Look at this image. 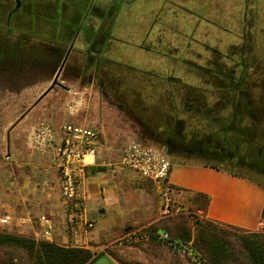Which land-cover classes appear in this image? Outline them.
Segmentation results:
<instances>
[{"label": "crops", "instance_id": "0c3cea01", "mask_svg": "<svg viewBox=\"0 0 264 264\" xmlns=\"http://www.w3.org/2000/svg\"><path fill=\"white\" fill-rule=\"evenodd\" d=\"M180 1L183 4L191 0ZM142 3L147 8L141 11L147 21L145 26H138L143 24L141 21L138 25H129L133 36L142 31L137 43L116 38L113 33L108 35L99 49L91 47L85 53L92 65H85L64 78L61 76L67 88L60 86L61 89L51 90L11 128L7 152L0 157V219L8 216L10 221L0 225V230L45 239L44 231L50 226L49 241L91 250L93 256L88 264H123L107 250L109 247L132 233L149 231L151 226L156 227L159 234L167 232L161 222L163 213L157 200V185L121 164L120 156L123 146L134 139L159 147L156 138L168 136L170 133L166 131L174 129L166 126L165 118H158L159 113L165 115L167 110L157 106L180 105L183 97H157L160 94L140 76V70L119 66L106 56L114 53L125 59L131 56L143 62L148 60L172 74L182 55L176 54L173 48L166 51V42H172L173 46L174 38L172 34L167 38L163 27L166 22L186 18L185 10L192 14L181 4L169 0H142ZM120 11L117 4L110 7L112 17L106 24L112 32ZM185 21L191 24V20ZM160 75L164 77L165 73ZM74 90H78L77 96L83 97V104L76 113L70 111L67 100L59 101L62 96L72 99ZM43 120L55 127L74 122L92 124L99 130L98 152L86 157L88 166L84 178L89 217L95 226L84 237L76 236L69 229L59 174L52 161L54 151L32 150L28 146L29 130ZM162 149L172 162L169 182L176 188L174 205L192 203L198 213L194 199L198 193H204L209 196V203L199 213L202 219L243 233L264 230L262 180L235 175L222 169L221 164L199 160L192 150L168 149L166 145ZM217 165L221 168L215 167ZM176 240L185 243L180 238Z\"/></svg>", "mask_w": 264, "mask_h": 264}, {"label": "rangeland", "instance_id": "374dc122", "mask_svg": "<svg viewBox=\"0 0 264 264\" xmlns=\"http://www.w3.org/2000/svg\"><path fill=\"white\" fill-rule=\"evenodd\" d=\"M36 1L34 5L30 0H23L22 8L9 16L16 7L15 1L0 0V157L7 152L8 131L49 87L63 57L60 50L65 52L68 48L64 38L59 39L57 31L51 33L44 24V17L49 15L45 14L47 6H50V2L57 1ZM87 1L60 0V3L55 4L53 16L60 15L64 3L76 6L79 11H86ZM91 1L95 6L104 2ZM134 1L136 2L127 4L128 0H107L108 3L117 4L121 10L115 18L113 32L109 24L101 27L104 13L98 11L100 14L95 13L92 16L93 20L99 23L98 33L91 40L83 42L86 46L79 40L76 48L86 50L84 47L90 45L99 49L101 43L111 33L129 43H137L142 31L138 29L140 31L133 36L129 25L141 21L143 24L137 25L145 26L147 21L142 18L141 11L147 8L142 0ZM169 2L181 4L180 0ZM181 6L192 15L185 10L187 15L186 18L182 16L184 20L179 18L174 20V23L166 22L163 27L167 38L171 34L174 38L173 46L172 42H166V51L173 48L176 54L180 52L182 55L174 73L169 74L167 69L164 71L160 64L148 60L143 62L140 58L131 56L125 59L118 57L117 54L108 53L106 59L119 66H131L140 70V76L145 77V80L155 87L154 91L160 94L157 97H183V103L180 105L157 106L167 110L165 115L159 113L158 118H165L166 126L174 130L166 131L170 133L168 136L156 138L159 147L151 142L156 148L162 149L163 145H166L169 149L168 139L180 140L193 145L192 147L198 145V142L208 144L210 139L228 146L239 145L241 154L245 155L247 166L251 167L245 169V173L264 182V0H205L204 3L201 0H191ZM36 10L44 14L35 18ZM105 13L109 14V11L106 10ZM55 19L50 17L49 22L52 24ZM66 19L67 24L74 27L75 23L69 22L68 15ZM185 20H191V24ZM71 65L69 60L62 74L63 78L68 74ZM161 73H165L164 77H161ZM62 77L60 81L64 84ZM233 82L241 84L246 82L250 90V99L247 100L246 96L241 99L242 109L239 115H235V107L230 101V96L221 91L222 86H230ZM55 88L61 89L60 86ZM66 99V96H62L59 101L63 102ZM172 109L174 111L170 112ZM173 153L176 152L173 150ZM196 153L199 160L218 163L217 158L200 151ZM157 200L163 213L162 225L169 229L167 232L173 239L177 238L175 231L179 233L181 228L183 230L188 228L187 224L190 226L189 230L194 237L191 243L188 241L184 245L190 248L194 255L174 251L168 241L160 239L159 233L154 231H142L143 237L130 234L129 238L117 242L107 250L123 264H198L195 257L202 259L200 264H203L204 259L206 264H213L208 251L195 244L198 226L194 221L196 213L194 205L191 203L179 206L173 203L166 212L159 195ZM177 207L180 211H176ZM220 232L230 251L239 255L242 250L236 237L239 232L226 227ZM0 264L33 262L26 251L17 250L14 253L13 248L2 247ZM229 264L238 263L234 261Z\"/></svg>", "mask_w": 264, "mask_h": 264}, {"label": "built area", "instance_id": "2783aa9c", "mask_svg": "<svg viewBox=\"0 0 264 264\" xmlns=\"http://www.w3.org/2000/svg\"><path fill=\"white\" fill-rule=\"evenodd\" d=\"M78 94V90H74L73 98L66 99L72 113L78 112L83 104V97L77 96ZM27 141L32 150L54 151L52 161L59 174L60 191L69 218V229L76 236L84 237L95 226L94 221L89 217L84 178L88 166L86 157L98 152V128L92 124L74 122H65L55 127L43 120L29 130ZM120 162L157 185L160 202L168 212L167 209L173 206V194L176 188L169 182L172 162L165 151L142 140L134 139L123 146ZM176 211H180V208L177 207ZM44 220L48 222L45 217ZM9 221L8 216L1 218L0 225H5ZM141 233L137 231L132 235L143 237ZM43 235L45 238L43 240L51 237L50 226ZM159 238L168 241L170 247L176 252L189 256L194 255L190 248L173 239L168 232L159 234ZM76 244L79 243L76 241ZM195 261L198 264L202 263L199 257H195Z\"/></svg>", "mask_w": 264, "mask_h": 264}, {"label": "trees", "instance_id": "16d2710c", "mask_svg": "<svg viewBox=\"0 0 264 264\" xmlns=\"http://www.w3.org/2000/svg\"><path fill=\"white\" fill-rule=\"evenodd\" d=\"M221 91L230 96V101L235 107V115H239L240 109H242L241 99L245 96L247 100L250 99V90L246 82L244 84L233 82L230 86L224 85L221 87ZM194 97L196 96L194 95ZM197 144L193 151H200L203 154L217 158L218 164L223 165L222 169L230 173L246 177L245 169L251 168L247 166L248 163L244 159L245 155L241 154L239 145L228 146L223 143H215L211 139L208 144L199 142ZM251 149L255 150V148ZM215 167L221 168L218 165ZM194 203L198 211V213L194 214V221L198 226L194 239L195 244L208 251L209 258L213 264H229L234 261H237L238 264H264V230L251 233L239 232V234H236L242 250L239 255L234 254L230 251L228 243L220 232L223 231V227L206 221L199 215L208 206L209 196L204 193H198ZM187 227L184 230L181 228L179 233L174 232L175 236L183 242H188L194 237L189 230L188 224ZM167 230L169 229L167 228ZM149 231L157 233V228L151 226ZM2 247H11L14 253L17 250L26 251L31 257L33 264H88L93 256L91 250L86 248L62 246L49 240L36 239L6 231H0V248ZM228 260L229 262H226ZM203 264H206L205 259Z\"/></svg>", "mask_w": 264, "mask_h": 264}, {"label": "flooded vegetation", "instance_id": "af4514ba", "mask_svg": "<svg viewBox=\"0 0 264 264\" xmlns=\"http://www.w3.org/2000/svg\"><path fill=\"white\" fill-rule=\"evenodd\" d=\"M13 1H15L16 7L10 12L9 16L15 14L16 12H18V10L22 8L21 6L23 0H13ZM56 1L57 3H60V0H56ZM30 2L36 5L37 1L30 0ZM57 3L50 2L49 3L50 6H47V11L45 12V14L47 13L49 15L44 17V24L50 30L51 33L57 31L58 38L59 39L64 38V40L67 42L68 45L67 50L65 52L60 50V55L63 56L60 61V65L66 58L65 65L61 73L62 76L65 66L69 60H71L72 65L70 70H68V75L71 72L77 73L79 70L83 69L85 65L86 66L92 65L91 59L85 57V53L91 48L90 45H88V47H84L86 50H81L76 48V44L79 42V40L82 41V43L84 41L87 42L91 40L96 35V33H98L97 27L99 26V23H97V20H93L92 16H94L95 13L100 14V12L98 11L104 13L103 15L104 21L101 25L102 27L104 26V24L111 21L112 14L110 12V7H113L116 4L113 5L111 4L112 2L108 3L107 0H104V2H100L98 6H95V4L91 0H88L87 1L88 9L86 11H81V10L79 11L77 10L76 6L74 7V5L72 4L64 3L60 15L53 16L55 12L54 11L55 4ZM3 4H6V2H3ZM106 10L109 11V14L105 13ZM40 14L42 15L44 13L37 12L36 10V14L34 17L35 18L39 17ZM26 15L28 14L26 13ZM67 15L68 17H70L69 22L71 24L75 23L74 27L67 24V19H66ZM89 16L91 17L89 18ZM50 17L56 18L55 21L52 22V24L49 22ZM65 35L66 37H64ZM95 39H96L95 41L97 42V38ZM83 45L86 46L85 43H83ZM51 50H54V48H51ZM85 60L86 63L83 64L82 62ZM167 142H169L170 149L185 150V151L194 150V147H192L193 145L191 146V144L183 143L180 140L168 139Z\"/></svg>", "mask_w": 264, "mask_h": 264}, {"label": "water", "instance_id": "95a60500", "mask_svg": "<svg viewBox=\"0 0 264 264\" xmlns=\"http://www.w3.org/2000/svg\"><path fill=\"white\" fill-rule=\"evenodd\" d=\"M65 61H66V58L64 59V61L62 62V64L59 66L57 72H56V75L53 79V81L51 82V84L49 85V87L40 95V97L38 98V100L36 101V103L40 102L51 90H53L56 86H62V87H66L65 85H63L60 81V77H61V73H62V70L64 68V65H65ZM67 88V87H66ZM35 103V104H36ZM26 115V112L24 114H22L21 118H24ZM19 119V120H20ZM16 124V123H15ZM9 133H10V130L8 131V138H9Z\"/></svg>", "mask_w": 264, "mask_h": 264}]
</instances>
